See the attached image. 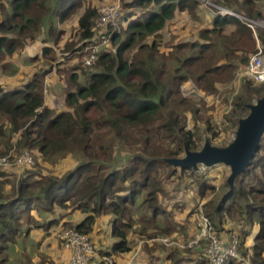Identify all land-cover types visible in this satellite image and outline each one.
I'll return each mask as SVG.
<instances>
[{
    "label": "trees",
    "instance_id": "obj_1",
    "mask_svg": "<svg viewBox=\"0 0 264 264\" xmlns=\"http://www.w3.org/2000/svg\"><path fill=\"white\" fill-rule=\"evenodd\" d=\"M89 1L0 0V67H9L6 58L40 34L44 44L31 59L50 60L49 67L35 71L22 85L0 86V155L15 144L18 151L28 149L37 166L0 170V264H8L10 244L23 242L33 228L47 231L57 224L87 235L100 264H106L107 257L122 261L132 248L131 232L140 239L176 237L185 222L193 227L191 219L199 213L209 219L217 236L238 237L240 255L225 264H264V134L234 186L228 190L224 183L221 196L207 201L206 194L215 186L203 177L205 172L174 168L162 159L183 156L185 148L200 149L204 136L224 146L237 120L247 115L245 104L264 93V82L243 79L229 108L218 117L204 115L203 101L181 92L191 78L210 97L232 79L256 42L264 51V29L254 32L239 16L263 17L257 0H212L238 15L208 7L212 14L204 19L197 41L184 39V32L177 34L178 41L165 39L164 33L177 13L192 17L198 6L202 8L198 0H123L114 31L96 26L97 8ZM80 9L77 34L84 41L75 49L76 57L97 32H111L113 48L103 46L92 66H83L81 60L85 70L74 65L66 72L51 62L61 58L65 64L73 50L70 44L57 48L62 34L58 25ZM171 39L174 42L165 44ZM53 67L65 77L59 112L44 103V79ZM68 157L75 165L61 175H45L39 166L40 160L53 165ZM175 175L179 190L194 192L188 202V194L169 189L170 194L163 186L162 180ZM184 203L191 208L181 221ZM102 217H107L110 240L97 249L93 239L101 238ZM197 249L200 258L185 255L194 249L176 246L165 258L168 264H209L203 249ZM46 260L42 256L37 264H53Z\"/></svg>",
    "mask_w": 264,
    "mask_h": 264
},
{
    "label": "rangeland",
    "instance_id": "obj_2",
    "mask_svg": "<svg viewBox=\"0 0 264 264\" xmlns=\"http://www.w3.org/2000/svg\"><path fill=\"white\" fill-rule=\"evenodd\" d=\"M221 1L224 2V0H221ZM89 2L92 6H96V8H97V5L100 6L102 3H104L101 0H98L97 2L95 0H90ZM123 2L124 1L122 0L121 4ZM256 3H257L256 9L261 11L263 17L252 18L254 20H258L260 23V26L254 25L255 26L254 28H256L255 30L264 29V0H257ZM200 5L202 6V8L200 6H198L195 9V11L193 12L192 17H188L187 14L177 13L176 17L173 19V22L169 21L166 24V30L167 31L164 33L165 39L167 37H174L175 40H177L176 39L177 34L180 32H184V35H183L184 39L190 40V41L191 40L192 41L199 40L198 33H199V30L205 25L204 19H207V17L212 14L210 12V11H212L210 8H208L207 6H204L202 3H200ZM51 7L53 8L52 4H51ZM81 10L82 9L77 11V13H75L74 16H72L70 19H68L65 22L60 23L58 25L59 26L58 28L60 30H62V34H61L60 40L57 43V48H61V50H63V48H65L66 44H68V45L70 44L71 45L70 50H72V49L73 50L71 51L72 52L71 55L66 56L68 59H67L65 64L62 63V65H61V63H59L57 60L51 61V62H55V64H53V63L52 64L54 66H56L57 68L58 67H60V68L65 67L66 72H68V68H69L68 66H74V65L80 66V61L82 60V56H83L82 55L83 53L82 54L78 53L79 57H76L77 55L74 54L77 46H79L84 41V40H82V38L80 36H78L77 25H76V19L81 14V12H80ZM52 15H53V9L50 12V16H52ZM188 18H190V19H188ZM119 24H121V20H120ZM42 30L44 33H46L47 21H45V23L43 24ZM173 31H175L176 33H173ZM96 34H97V37L94 39V41L98 42L101 40L100 39L101 36H99L100 34L98 32ZM42 37H43V34H40L35 39L26 41L25 45L20 50L16 51L14 54H12V56L7 57L6 61L10 65H9V67H4V68L0 67V79L10 78L12 76H15L16 74H18L17 72H19L18 70L21 66L26 67L27 66L26 64H30L32 59L29 57V54L27 53V51H29L30 49L33 51V49H34V51H35L34 56L39 55V53L41 52L42 46L44 44L42 41ZM157 39L160 42V37H158ZM179 40H182L181 37L179 38ZM171 42H174V39L168 40V42L165 44H170ZM89 43H91V42H89ZM163 43H164V41L162 40L161 44H163ZM107 45H110L113 48L110 38H109ZM260 46H262V45H260ZM256 47L250 55H252L256 52ZM61 50H60V52H61ZM81 51H82V48H81ZM262 52H263V61H264V51H262ZM57 55L60 56L59 54H57ZM36 61H38L37 65H34V67L31 66V68H28L29 72H27V68L22 70L21 75L19 77H15L14 80H12V81H9L7 86L8 87L9 86H15L17 84L22 85L25 81L30 79L31 75L35 71H38L40 69L43 70V69H46L47 67H49L48 62H50V60H47L48 62H45L46 60H44V58H43L40 60L37 59ZM36 61H34V62H36ZM31 64H33V61ZM240 66L241 65H239V67ZM239 67L237 68V70H235L234 76L232 77V79H230L228 81L227 84H223L217 88L219 91L216 94H214L210 97H207V94L205 93V91L200 89L198 93L196 92V94L193 95L195 100L203 101L204 107H203L202 113L204 115L216 114L215 116L221 117L225 113V111L229 108V105L232 101L233 95L240 89V86H241L243 79H246L243 77H239V71H240ZM80 68L82 70L86 69V68L83 69L81 66H80ZM13 69H14V71H12ZM52 73L53 74L48 75V77H47L48 79H46V80L44 79V93H45V89H46V91H49V90L52 91L54 93L56 103L63 105L64 104V97H65V92H64L65 89L63 86H65V85H63L64 82L61 83V80L65 79V77H63L60 74H57L56 71H54V72L52 71ZM192 87L195 89L198 88L196 86L194 80L189 78L181 86L182 94H183V92H185L186 94L191 93ZM187 118H188V122H190L192 120L191 117H189V115ZM205 137L206 136H204V138ZM220 137H222V134L220 135ZM231 138H232V136H231ZM231 138H229L228 142L231 140ZM218 141H220L219 138H218ZM213 145H215V144H213ZM217 146H219V145H217ZM10 150L18 151V148L15 146V144H13L12 147L9 149V151ZM34 156L36 157L37 155L34 153ZM74 165H75V161L72 157H68L66 159L60 160L58 163L53 164V165L50 163L48 164L46 162H42L41 160L39 162V166L42 168V170H43L42 172L45 175H48V174L61 175L65 171L73 168ZM33 167L34 168L37 167L36 163ZM40 167H38V169H40ZM201 168H205V169H201ZM199 169H200V171H203L202 173L205 172L203 177L209 179L208 181L210 182L211 186H215V191L212 193H210V191H209L206 194L204 199L207 201L208 199H210L214 196H216V197L221 196L222 185L224 183H226L225 180H226L227 175L229 174V169L222 164L216 165L213 167H201V166H199ZM175 177H176V175L169 178V179L165 178L164 180H162L164 188L170 194H173V193H171L169 191V189H171L172 192H174L176 194H181V196H182V194H188V197L186 196V201L188 202L189 198H191V195L193 196L194 192L188 193V191L185 190L186 188H183V190H179L177 187V183H176L177 180ZM186 178H188V177H186ZM183 186H184V183H182V187ZM173 188H176V190H174ZM205 200H202V202ZM186 201L182 200L181 202L186 203ZM185 203H184V206L186 205ZM201 204L202 203L200 202L198 204L197 209H195V210H197V211L200 210ZM185 208H186V210H185L186 213L185 214L180 213V215H179V218L181 219V221H183V219L186 217L187 212L190 211L191 204L189 207V204L187 203ZM197 211H195V212L197 213ZM181 214H182V216H181ZM191 220L194 221L193 219H191ZM102 225H103L102 231L98 232L99 237H101V238L93 239L94 246L97 249H99L101 246H105V245H101V244H103L104 242L106 243L107 241L110 240L109 239V231H108L107 226H106L107 224L102 223ZM186 225H187V222H185L182 225L183 226L182 229L180 228V230L175 233L177 238L182 239V238L187 237V236H190L189 238H192L194 236L195 232L193 231V227L190 228V227H188V225L187 226ZM62 227H63L62 225L57 224V225L51 226L49 228V229H51L49 236H51V238L56 240L60 245H61V243L56 239L55 235H56V232L58 231V229H60ZM254 232H255V230H254ZM253 233H251V234H253ZM227 235H232V234H227ZM129 239H130L132 248L129 252L123 254L122 257H125V258L130 257L133 260L135 259L134 262H136V264H168V261L165 258L166 253L173 252V250H175V247H172V246L167 247V246H165L164 243H161L157 239H154V238L140 239L135 235L134 232H131V234L129 235ZM27 240H28V243H26V244H25L26 240L23 242L20 240L17 245L14 243L9 245V248L7 249L8 264H23L21 261L22 256L27 257V255H33L34 251L38 250V241L37 240H35V239H32L31 241L29 239H27ZM248 243H250V241H248ZM136 245H141V247L136 246ZM197 248H198L197 245L193 246L191 248L192 250L194 249L193 252L190 250H187V251H185L186 252L185 255L200 258V252ZM137 249H139L138 254L135 253V250H137ZM65 250H66L65 253L68 255V258H69L70 252L67 249H65ZM39 253L40 252L37 253L38 259H36L35 263L33 262L34 264L39 263L41 258H42V256ZM238 255H240V254H238ZM68 258H67V260H68ZM28 260H29V258H28ZM45 262H48V260H46ZM190 264H197V263H196V261H191Z\"/></svg>",
    "mask_w": 264,
    "mask_h": 264
},
{
    "label": "built area",
    "instance_id": "obj_3",
    "mask_svg": "<svg viewBox=\"0 0 264 264\" xmlns=\"http://www.w3.org/2000/svg\"><path fill=\"white\" fill-rule=\"evenodd\" d=\"M203 5L216 7L220 13L235 14L212 0H198ZM100 6L97 5V20L96 26L101 28L111 27V31L118 29L117 21L122 11V0H104ZM240 18L252 28L255 32V26H260L258 20L239 15ZM255 25V26H254ZM111 34V32H109ZM101 36L100 41H92L79 50L77 53L82 54L83 66H92L96 60L99 50L106 46L110 35ZM263 47L257 45L256 52L249 56L247 61L239 67V77L249 79L256 82H264V61H263ZM2 81L0 79V86ZM198 93L199 90L192 87V92L183 95L190 96ZM34 165V157L28 149L19 151L10 150L4 155H0V170L8 169L13 166H27ZM194 236L185 240L176 237H160L157 240L168 246H176L179 249H191L193 246H198L203 249L204 254L208 259L209 264H225L229 258L238 256L239 239L236 235L231 237H220L212 230L209 219L202 213H199L193 221ZM56 239L61 243L64 249L69 250L70 256L64 264H100V257L94 250L91 239L73 228L58 229L55 235ZM139 249L135 250L138 254ZM135 259L126 258V260H117L112 257H107L106 264H134Z\"/></svg>",
    "mask_w": 264,
    "mask_h": 264
},
{
    "label": "water",
    "instance_id": "obj_4",
    "mask_svg": "<svg viewBox=\"0 0 264 264\" xmlns=\"http://www.w3.org/2000/svg\"><path fill=\"white\" fill-rule=\"evenodd\" d=\"M245 107L248 109L247 115L237 120L232 138L224 146L213 145L209 137H205L200 149L185 148L183 156L162 158L163 161L174 168H192L195 171L199 170V166L222 164L229 169L225 182L230 190L237 176L248 166L264 134V93L254 102L245 104Z\"/></svg>",
    "mask_w": 264,
    "mask_h": 264
},
{
    "label": "crops",
    "instance_id": "obj_5",
    "mask_svg": "<svg viewBox=\"0 0 264 264\" xmlns=\"http://www.w3.org/2000/svg\"><path fill=\"white\" fill-rule=\"evenodd\" d=\"M257 45H262V44L258 41V42H256V46ZM27 53L29 54V57L32 58L35 54V51H34V49H33V51L30 49L29 51H27ZM60 60H61V58L58 60L59 63H60ZM32 61H31V63H32ZM31 63L26 64L27 65L26 67L21 66L18 70L19 72H17L18 74H16L15 76H12L10 78H4V79L2 78L1 79V81H2L1 86L8 87L7 85L9 83V81L14 80L15 77H19L21 75L22 70H24L26 68H27V72H29L28 68H31V66L34 67V65H37L38 61H36V62L33 61V64H31ZM53 64H55V62H53ZM61 65H62V63H61ZM58 68H60V67H58ZM55 70H56V68L53 67L49 74H53L52 71L54 72ZM49 74H47V76L45 77V80L48 79L47 77ZM63 82H64V79L61 80V83H63ZM18 85L19 84L15 85V86H18ZM63 85H65V84L63 83ZM9 87H11V86H9ZM63 87L65 88V86H63ZM44 94H45L44 103L46 106L54 109L56 112H59L62 110V108L64 107V104L62 105V104L56 103L54 93L52 91H50V90L46 91V89H45ZM101 221L105 223L107 221V217H102ZM100 228H102V227H99L98 229H100ZM50 231H51V229H48L46 231V230H42V228H33L29 232V235L26 236V238H25L26 241L25 240H23V241H25V244H26V243H28L27 239H29L30 241L32 239L37 240L38 241V250H35L33 255H27V257L22 256L21 261L23 264H28V261H27L28 258L31 262L35 263L36 259H38V254H37L38 252H40L39 254L41 256H47V260L52 261L53 264H64L65 263V261L68 258V255L65 253L66 250L56 240H54L53 238H51V236H49ZM15 244L17 245L18 243H15Z\"/></svg>",
    "mask_w": 264,
    "mask_h": 264
}]
</instances>
